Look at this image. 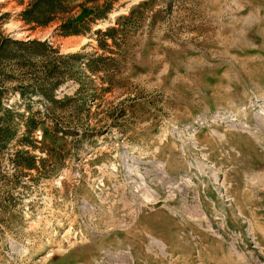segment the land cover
<instances>
[{
	"label": "rangeland",
	"instance_id": "rangeland-1",
	"mask_svg": "<svg viewBox=\"0 0 264 264\" xmlns=\"http://www.w3.org/2000/svg\"><path fill=\"white\" fill-rule=\"evenodd\" d=\"M31 1L0 0V35L97 70L62 104L1 94L38 124L0 122V264H264V0H112L67 36L25 25Z\"/></svg>",
	"mask_w": 264,
	"mask_h": 264
},
{
	"label": "trees",
	"instance_id": "trees-1",
	"mask_svg": "<svg viewBox=\"0 0 264 264\" xmlns=\"http://www.w3.org/2000/svg\"><path fill=\"white\" fill-rule=\"evenodd\" d=\"M74 1L33 0L19 12V16L23 23L32 30L40 26H47L55 20L63 19L56 26V30L66 36L81 34L89 29L88 23L90 20L104 16L110 10L113 2L112 0H103V8H101L97 4L101 0H83L85 3H94L96 11L90 19L77 21L73 16L65 17L66 14H69L76 7L72 4ZM7 14V12L1 14L0 19H4ZM113 30H107L106 33L111 34ZM88 55L81 52L60 53L59 49L48 39L29 38L25 40L15 39L9 35H0V62L1 60L11 62L10 69L0 68V122H7L13 115H17L24 120L26 132L33 133L38 124V115L31 113L29 116H25L21 112L14 111L12 106L2 105L1 94L6 92L5 90L12 89L14 92L20 91V95L23 97L26 94L30 95V97L38 94L52 104H62L64 100L56 98L55 90L61 87L68 79L80 83L79 76L84 74L81 70H78V66L83 65L81 66L82 70L85 68L89 72L97 70L93 64V58L88 57ZM25 68L27 70H24ZM39 70L42 73L41 75L38 74ZM79 73L80 75L78 76ZM28 76H30L29 81L34 80L37 82L23 84L20 80L19 84L10 88H4L3 86L6 78L18 80V78ZM0 133L6 136L14 134L7 127L2 132L0 130Z\"/></svg>",
	"mask_w": 264,
	"mask_h": 264
},
{
	"label": "water",
	"instance_id": "water-1",
	"mask_svg": "<svg viewBox=\"0 0 264 264\" xmlns=\"http://www.w3.org/2000/svg\"><path fill=\"white\" fill-rule=\"evenodd\" d=\"M28 39H29V37H28Z\"/></svg>",
	"mask_w": 264,
	"mask_h": 264
}]
</instances>
